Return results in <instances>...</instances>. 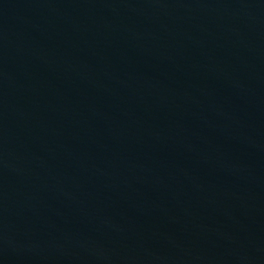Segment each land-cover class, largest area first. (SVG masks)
Listing matches in <instances>:
<instances>
[{
	"label": "water",
	"instance_id": "obj_1",
	"mask_svg": "<svg viewBox=\"0 0 264 264\" xmlns=\"http://www.w3.org/2000/svg\"><path fill=\"white\" fill-rule=\"evenodd\" d=\"M0 264H264V0H0Z\"/></svg>",
	"mask_w": 264,
	"mask_h": 264
}]
</instances>
